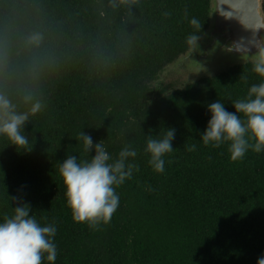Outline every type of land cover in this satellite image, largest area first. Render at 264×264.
Instances as JSON below:
<instances>
[{
	"label": "trees",
	"instance_id": "1",
	"mask_svg": "<svg viewBox=\"0 0 264 264\" xmlns=\"http://www.w3.org/2000/svg\"><path fill=\"white\" fill-rule=\"evenodd\" d=\"M211 5L0 0V94L18 112L29 109L28 95L43 105L24 129L31 152L0 137V215L15 196L42 223L55 221V264H256L264 254V153L232 162L226 145L199 140L208 103L220 99L234 111L230 102L264 78L247 61L193 82L162 79L191 49L187 36L207 32ZM163 127L176 129L175 150L157 174L143 147ZM81 131L103 140L113 158L126 145L137 151L130 162L139 171L116 189L120 206L97 229L73 222L58 173L66 154L84 155Z\"/></svg>",
	"mask_w": 264,
	"mask_h": 264
},
{
	"label": "clouds",
	"instance_id": "2",
	"mask_svg": "<svg viewBox=\"0 0 264 264\" xmlns=\"http://www.w3.org/2000/svg\"><path fill=\"white\" fill-rule=\"evenodd\" d=\"M189 23L200 30L198 19L192 18ZM199 39L193 33L187 36L186 43L195 49ZM41 40L42 36L37 33L28 38V43L39 46ZM250 59L253 71L264 78V43L257 45ZM24 100L30 107L18 112L8 96L0 94V137L6 138L17 153L31 152L24 129L29 118L43 108L31 95ZM230 104L234 111H228L220 99L206 105L209 118L199 133V140L214 149L226 145L232 162L243 160L249 152L264 153V81L249 86L245 95ZM175 137L173 127H163L162 131L147 137L143 152L155 173H164V157L175 150L172 147ZM76 139L84 155L66 154L62 162L58 161V173L73 222L97 229L102 224L107 225L120 206L116 189L139 171L138 166L130 162L135 160L137 151L126 145L113 158L103 140L94 143L83 131ZM194 149L195 145L189 150ZM9 207L8 213L0 215V264H44L45 261L55 264L58 256L56 222L42 223L31 205L15 196L10 197ZM256 264H264V254L257 258Z\"/></svg>",
	"mask_w": 264,
	"mask_h": 264
},
{
	"label": "water",
	"instance_id": "3",
	"mask_svg": "<svg viewBox=\"0 0 264 264\" xmlns=\"http://www.w3.org/2000/svg\"><path fill=\"white\" fill-rule=\"evenodd\" d=\"M263 2L264 0H212L210 27L199 39L198 47L182 54L166 71L183 67L188 60L194 58L201 70L196 75L187 77L189 82H193L202 76L216 74V68L208 70L206 67L216 60L222 59L221 62H226L224 66L229 67L251 61L257 45L264 43ZM213 34L214 40L204 46L205 41Z\"/></svg>",
	"mask_w": 264,
	"mask_h": 264
},
{
	"label": "rangeland",
	"instance_id": "4",
	"mask_svg": "<svg viewBox=\"0 0 264 264\" xmlns=\"http://www.w3.org/2000/svg\"><path fill=\"white\" fill-rule=\"evenodd\" d=\"M214 38H215L214 34L212 36H209L208 40L205 41L204 46L207 45L208 43H211L214 40ZM221 61H222V59L216 60V61L210 63L209 65H206V67L208 70H211V69L213 70L216 68L214 70L216 73L226 69L227 67H229V66H224V64L226 62H221ZM200 70H201L200 65L197 64V62L193 58V59L188 60L186 62V65L183 67H180L178 69L175 67V68H171V70H167V71L165 70L166 72L164 71L162 79H165L167 82H169L171 80H177V79L181 78L184 83H188L189 80L187 77L196 75V73ZM186 80H188V81H186ZM179 86H182V85H179Z\"/></svg>",
	"mask_w": 264,
	"mask_h": 264
}]
</instances>
